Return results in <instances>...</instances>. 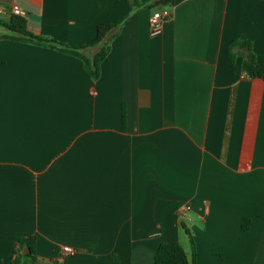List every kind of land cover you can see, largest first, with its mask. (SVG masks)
<instances>
[{"label": "crops", "instance_id": "crops-1", "mask_svg": "<svg viewBox=\"0 0 264 264\" xmlns=\"http://www.w3.org/2000/svg\"><path fill=\"white\" fill-rule=\"evenodd\" d=\"M157 6L113 29L95 79L74 55L0 38L3 263L34 237L55 264H153L171 240L196 264H264V79L228 55L239 38L264 61V0H173L150 35ZM13 7L81 45L129 2L0 0V17Z\"/></svg>", "mask_w": 264, "mask_h": 264}, {"label": "trees", "instance_id": "trees-1", "mask_svg": "<svg viewBox=\"0 0 264 264\" xmlns=\"http://www.w3.org/2000/svg\"><path fill=\"white\" fill-rule=\"evenodd\" d=\"M129 2L128 12L125 17L114 21H104L97 25L95 37L85 44L69 45L67 43L47 37L43 34L34 33L27 28V20L25 16H20L11 13L8 18L0 17V27L4 29L0 33V38H8L31 42L43 46H47L61 52L74 55L80 58L83 62V67L87 75L93 79L97 78L100 71V63L105 59L108 50L109 42L113 36V29L120 25L127 17L131 16L133 10L144 6L155 7L157 5H166L173 0H127ZM97 45V49L92 56L85 54L84 49ZM247 48L248 54L245 56L248 62L250 76L264 79V61H258L252 51V45L249 40L235 38L228 46V55L230 60H234L237 53L244 55L241 49ZM122 121H124V111H122ZM184 230L188 233L191 244L193 246V234L183 224ZM27 246L29 251L22 252V248ZM0 264H55L38 260L35 254V239L34 237H24L19 240L18 249L14 257L8 262ZM153 264H196L195 253L192 252L189 258L177 240L162 241L155 250Z\"/></svg>", "mask_w": 264, "mask_h": 264}, {"label": "built area", "instance_id": "built-area-1", "mask_svg": "<svg viewBox=\"0 0 264 264\" xmlns=\"http://www.w3.org/2000/svg\"><path fill=\"white\" fill-rule=\"evenodd\" d=\"M172 3L166 5H159L151 12L149 16V33L150 35L159 34L162 31L163 24L171 17L172 15ZM11 13L25 16L26 13L22 8L13 7ZM61 252L64 255H69L74 253V248L70 245H62Z\"/></svg>", "mask_w": 264, "mask_h": 264}, {"label": "water", "instance_id": "water-1", "mask_svg": "<svg viewBox=\"0 0 264 264\" xmlns=\"http://www.w3.org/2000/svg\"><path fill=\"white\" fill-rule=\"evenodd\" d=\"M244 54H245V55L248 54V49H247V48L244 49ZM28 251H29V249H28L27 246H26V250H24V249L22 250L23 253H26V252H28Z\"/></svg>", "mask_w": 264, "mask_h": 264}, {"label": "rangeland", "instance_id": "rangeland-1", "mask_svg": "<svg viewBox=\"0 0 264 264\" xmlns=\"http://www.w3.org/2000/svg\"><path fill=\"white\" fill-rule=\"evenodd\" d=\"M185 246V245H184ZM186 247V246H185Z\"/></svg>", "mask_w": 264, "mask_h": 264}]
</instances>
